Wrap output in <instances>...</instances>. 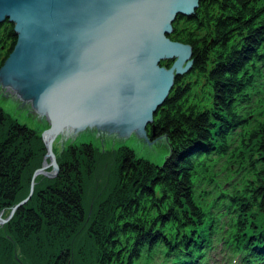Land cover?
I'll return each instance as SVG.
<instances>
[{"label":"trees","instance_id":"16d2710c","mask_svg":"<svg viewBox=\"0 0 264 264\" xmlns=\"http://www.w3.org/2000/svg\"><path fill=\"white\" fill-rule=\"evenodd\" d=\"M171 29L167 37L188 44L193 59L153 114V134L148 127L149 142L166 135L167 159L155 165L118 148L112 188L87 223L86 253L70 240L87 221L83 181L94 149H63L56 175L35 177L30 197L0 226V264L15 245L34 240V250L58 237L46 264H202L217 234L238 264H264V0H198ZM15 41L12 24L0 22V66ZM44 152L40 135L0 108L2 218L28 194ZM230 167L252 180L226 189ZM26 263L45 264L35 255Z\"/></svg>","mask_w":264,"mask_h":264},{"label":"water","instance_id":"95a60500","mask_svg":"<svg viewBox=\"0 0 264 264\" xmlns=\"http://www.w3.org/2000/svg\"><path fill=\"white\" fill-rule=\"evenodd\" d=\"M197 4L0 0V22L12 24L16 37L0 66V100L46 127L40 134L44 158L31 174L28 194L6 218L0 215V225L30 197L36 175L38 184L42 174L56 175L54 155L70 142L89 139L99 145L107 173L125 140L136 154L160 156L161 163L167 159L166 135L149 142L146 129L151 125L153 134V114L174 77L191 67L190 46L167 35L175 16H190Z\"/></svg>","mask_w":264,"mask_h":264},{"label":"rangeland","instance_id":"374dc122","mask_svg":"<svg viewBox=\"0 0 264 264\" xmlns=\"http://www.w3.org/2000/svg\"><path fill=\"white\" fill-rule=\"evenodd\" d=\"M0 108L3 110L4 113L8 114L11 118L15 119L19 123L25 124L27 127L33 129L39 135L41 134L43 130L46 129V127L42 126L41 122L39 123L34 122L30 119L29 116L22 114V113L20 114L16 113L13 110V107H10V104L5 103L3 100H0ZM148 130L149 128H147V135H148ZM238 135H241V132H238ZM240 139H241L240 136H236L235 141L240 140ZM81 142L90 143L91 146L93 147L94 149L93 159H94L95 166L92 172L88 176L87 175L84 176V181H83L84 186H83V192H82V206L86 213L87 221L84 222L81 226H79L76 233L72 235V238L70 241H71L72 246L74 247L83 245L85 243V247H86L85 252L87 253L91 250V243L87 239L86 234H85L89 217L95 210L96 204L99 201L103 200L106 197V195L109 193V191L111 190L113 181H114V176L112 172L113 167L112 169L108 171V173L105 172V170L103 169L105 158L102 157L101 154L99 155V153H97V151L99 150V145H92V142L89 139L88 140L83 139L81 140ZM78 143H80V141H77L75 144H78ZM71 144L72 142L67 144L65 148L69 147ZM120 146H125V147L130 148L136 157L143 158L151 163H154L155 165L161 164V162L159 161L160 156L152 157L150 155H143V153L136 154L137 150L133 149V147H130L128 145V140H125V142L119 145L118 148ZM232 146H234V141L232 142ZM65 148L62 147L60 153L58 155H54L55 160L57 157L61 156L63 149ZM118 148H116V150H118ZM44 154L45 152L41 156H38V159H39L38 167H40L42 164ZM44 171L48 172L50 171V168H46ZM222 171H225V173L228 174L226 182L224 183L225 184L224 187L226 189L233 185L237 188H241L244 184H248V181L252 180L251 176H245L246 174H244L243 172H238V170L234 167H230ZM35 177L37 179L40 178V174L36 175ZM35 177L33 179V185H36V182H37L35 181L36 179ZM48 178H49L48 176L42 174L41 183H45L47 181L46 179ZM29 185H30V179H29ZM219 235L220 234L215 235V238L213 239V241H211V244L209 245V248L207 250V254L204 258L206 260H204L202 264H238V256L234 254H228V252H226L225 250H223V248H221V246L223 247V245L221 242L218 243ZM41 244H42L41 247L35 248L34 250H32V247L34 246V240H29L28 242H26V244L24 243L21 246L15 245L13 248L11 257L8 258L7 264H28L26 263V260L27 262L31 261L34 255L38 259H41L43 262H45V264L47 262L48 263L51 262L53 260L52 257L55 254L56 249L57 250L60 249V237L53 238V239L44 238V240H41ZM24 256L26 260L23 259Z\"/></svg>","mask_w":264,"mask_h":264}]
</instances>
